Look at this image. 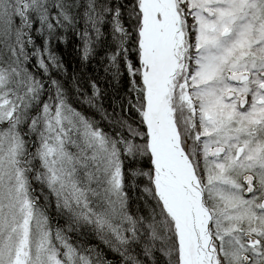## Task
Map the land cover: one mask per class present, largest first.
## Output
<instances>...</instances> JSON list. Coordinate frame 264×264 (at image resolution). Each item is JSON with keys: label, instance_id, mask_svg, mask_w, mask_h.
<instances>
[{"label": "snow or ice", "instance_id": "obj_1", "mask_svg": "<svg viewBox=\"0 0 264 264\" xmlns=\"http://www.w3.org/2000/svg\"><path fill=\"white\" fill-rule=\"evenodd\" d=\"M0 264H264V0H0Z\"/></svg>", "mask_w": 264, "mask_h": 264}, {"label": "trees", "instance_id": "obj_2", "mask_svg": "<svg viewBox=\"0 0 264 264\" xmlns=\"http://www.w3.org/2000/svg\"><path fill=\"white\" fill-rule=\"evenodd\" d=\"M79 43L74 37L71 35L69 36L67 42L58 43L56 47L57 54L61 57L63 60L65 67L68 68L69 73H71L73 68H79L81 66V60L80 56L77 52L76 45ZM103 55V53H101ZM96 64V61H89L86 63V67L88 69V72L91 73L93 66ZM99 76L104 78V71L101 67L98 72ZM102 87L106 86L103 83L101 84ZM111 258V257H109Z\"/></svg>", "mask_w": 264, "mask_h": 264}]
</instances>
